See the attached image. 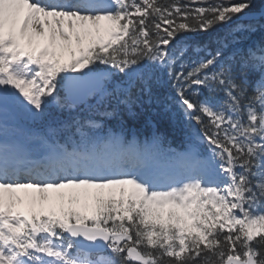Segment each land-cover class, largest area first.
I'll use <instances>...</instances> for the list:
<instances>
[{
    "label": "snow or ice",
    "instance_id": "obj_1",
    "mask_svg": "<svg viewBox=\"0 0 264 264\" xmlns=\"http://www.w3.org/2000/svg\"><path fill=\"white\" fill-rule=\"evenodd\" d=\"M0 264H264V0H0Z\"/></svg>",
    "mask_w": 264,
    "mask_h": 264
},
{
    "label": "trees",
    "instance_id": "obj_2",
    "mask_svg": "<svg viewBox=\"0 0 264 264\" xmlns=\"http://www.w3.org/2000/svg\"><path fill=\"white\" fill-rule=\"evenodd\" d=\"M259 37V33L253 34L251 37H245L244 43L247 45ZM154 93L155 95L150 103L145 96L140 102L133 105L132 111L135 115H129L126 110L123 111L120 117L121 121L127 128L143 135L150 134L153 127H155L167 136L173 147L182 146L185 139L183 123L169 119L168 114L165 113L163 109L165 89L163 87L154 88ZM136 94L134 91V96ZM157 97H159V100H157ZM107 123L115 126L117 122L108 120Z\"/></svg>",
    "mask_w": 264,
    "mask_h": 264
}]
</instances>
